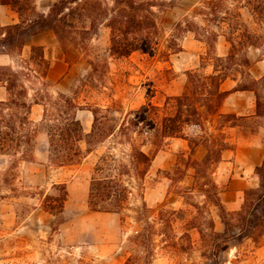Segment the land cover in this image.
<instances>
[{"label": "rangeland", "instance_id": "1", "mask_svg": "<svg viewBox=\"0 0 264 264\" xmlns=\"http://www.w3.org/2000/svg\"><path fill=\"white\" fill-rule=\"evenodd\" d=\"M55 1L34 0L35 9L47 13ZM197 1L181 0V3L192 9ZM88 2L102 6L96 11L97 25L90 33L83 37L75 35V43L66 42L64 47L51 30L44 31V40L49 47L48 57H52V60L47 59L50 65L52 61L66 63L63 74L60 66L52 72L48 80L49 91L53 96L69 94L83 106L92 124L91 130L85 132L90 133L94 129L93 136L89 138L94 150L79 164L58 167L49 160L47 134L39 132L33 161L22 160L20 154L16 157L0 154V264H264V236L258 243L248 237L234 238L241 230L240 226H233L238 223L236 211L243 204L245 190L259 187L260 177L255 172L259 151L245 153L241 157L236 177L240 180L241 174L250 181V187L241 193L237 191L241 190L242 183H236L235 188L229 189L230 171L235 164H226V168L221 170L217 168L216 174L208 172L221 192L232 191L226 193L222 200L229 212L228 218H232V227L226 233L219 209L205 197L204 188L195 184L194 169L186 170L180 181L170 179L169 174L178 164L185 168L190 157L197 159V147H193L192 152L191 145L194 144L191 140L169 138L162 141L147 128L146 123L141 124L137 134L131 133L134 145L140 147L145 143L142 149L148 153L159 150L146 175L139 178L131 162V144L116 127L118 123L133 118L132 112L149 103L158 106L151 111L150 117L155 119L156 116V121H160L168 113L163 107L167 99L183 93L187 74L195 70L211 73L216 64L212 57L226 56L230 44L220 36L221 44L217 41L215 49L208 53L209 46L197 40L194 33L173 31L179 21L186 26L183 18L191 12L181 8H155L163 28L155 55L137 51L125 58H114L110 55L111 31L106 21V10L110 11L114 2L80 0L77 4ZM243 13L244 20L250 22L247 10ZM15 19L19 21V15L12 6L1 7L0 24H11ZM195 20L205 26L201 17ZM75 26L89 28L90 20H75ZM175 32L182 51L167 57V45ZM222 44L228 46L226 55L219 53ZM57 46L63 52L58 51ZM250 48L252 51L249 52ZM250 48L247 51L250 60L264 59V42H261L259 52L253 51L255 47ZM0 64L19 68V62L4 55H0ZM259 72V66L253 69L256 75ZM233 74L237 80L251 84L246 74L238 71H233ZM65 76L67 78L60 88L58 84ZM253 87L261 95L262 113L257 118L240 120L239 130L228 133V140L234 149L235 139H240L241 142L253 141L264 151V81L253 84ZM43 88L38 81L33 84L30 98ZM107 107L120 111L114 113L116 118L105 125ZM87 108H99L96 124ZM108 116L113 114L108 112ZM205 128L213 131L209 124ZM112 130L114 134L106 138ZM185 134L198 141L202 140L205 132L192 125L186 127ZM81 146L86 150L85 141ZM108 153H113L119 163L130 170L123 179L131 193L120 212L93 210L88 202L95 168ZM204 153L206 155V151ZM198 154L199 157L201 152ZM59 183H66L68 199L63 212L55 216L45 211L42 205L47 194L57 193L53 185ZM144 202L148 210L142 215ZM171 207L182 211L174 217L165 214L161 220V212ZM165 218H168L166 224ZM147 223L153 226L146 232L154 239L151 246L133 240L144 231ZM219 246L226 247L219 251Z\"/></svg>", "mask_w": 264, "mask_h": 264}, {"label": "trees", "instance_id": "2", "mask_svg": "<svg viewBox=\"0 0 264 264\" xmlns=\"http://www.w3.org/2000/svg\"><path fill=\"white\" fill-rule=\"evenodd\" d=\"M78 1L80 0H57L51 4L47 13H41L35 9L34 0H0V7L12 6L19 15V21L16 23L0 24V55L19 62L18 69L12 64H0V86H4L8 92V98L0 101V154L10 157L20 154L22 160L33 161L39 132L47 134L49 160L58 167L79 164L93 152L89 138L93 136L94 129L86 133L77 116L78 111L84 109L83 106L69 94L58 93L53 96L49 91L47 75L50 62L45 57L44 47L33 45L29 56L23 55L27 38L46 30L53 31L63 47L66 42L74 44L75 35L83 37L84 34L90 33L97 25L96 11L101 10L102 6L91 2L78 6ZM112 1L114 6L110 11L106 10L108 13L106 21L111 31V57L125 58L137 51L150 56L155 55L163 34L155 8H181L191 12L183 18L186 26L179 21L175 23L173 31L194 33L197 40L209 46L208 53L215 49L220 36L225 37L230 44L226 56L212 57L216 64L211 73L203 74L195 70L187 74V84L183 93L167 99L163 107L168 113L160 121H156V116L155 119L150 117L151 111L158 106L149 103L140 110L132 112L133 118L124 120L116 126L131 144V162L135 165L139 178L146 175L159 150L148 153L142 149L145 143L140 147L134 145L131 133L137 134L141 124L146 123L147 128L154 131L156 137L161 138L162 141L170 137L191 140L194 144L191 145L192 152L193 147L204 146L206 155L202 159L190 157L185 162V168L178 164L169 174L170 179L180 181L186 170L194 169L195 184L201 189L204 188L202 190L205 197L219 209V217L227 233L232 227L230 220L232 218H228L229 212L221 199V190L216 181L209 178L208 172L210 170V174H214L222 161L223 152L233 149L228 141L226 129L230 126H241L239 121L245 120V117L220 111L227 95L231 91H253L257 100V116L262 113L261 95L253 84L263 82L264 76L260 79L252 76L250 68L253 63L247 51L250 47L260 49L261 42H264V0H199L192 9L185 7L181 0ZM245 10L249 13L250 22L244 20ZM197 17L202 18L205 26L196 22ZM79 19L84 22L90 20V27L75 26V20ZM175 38L176 32L171 35V40L168 42L167 57L182 51L181 45ZM241 52L243 54L240 56ZM92 64L94 65L93 62ZM233 71L246 74L251 84L237 80ZM227 79L236 80L237 85L232 90L224 91L221 85ZM37 81L44 88L35 92L31 99L30 88ZM34 104L44 106V116L38 123L30 118ZM87 109L92 112L96 124L99 108ZM106 111L105 125L110 120H114L116 118L114 113L120 110L107 107ZM108 112L113 116L109 117ZM206 124H209L213 131L207 130ZM192 125L205 132L202 140L196 141L197 138L186 136V127ZM114 132L112 130L106 138ZM82 141L86 142V150L81 146ZM153 144L159 146L156 142ZM129 171L125 164L119 163L113 153L105 154L95 168V176L92 177L89 206L97 211L120 212L131 193L123 179ZM255 172L260 177L259 187L245 190L243 204L236 211L238 223L233 226H240L241 230L234 238L248 237L258 243L264 236V159L255 167ZM53 187L57 193L47 194L42 206L45 211L56 216L63 212L68 199V190L66 183L54 184ZM147 210L144 202L141 214L144 215ZM181 211L173 207L163 210L160 219L162 220L165 214L177 216ZM167 221L168 218H165V224ZM150 228L153 226L147 223L144 231L133 239L135 243L151 246L154 239L146 233ZM225 247L219 246L218 250H224Z\"/></svg>", "mask_w": 264, "mask_h": 264}, {"label": "crops", "instance_id": "3", "mask_svg": "<svg viewBox=\"0 0 264 264\" xmlns=\"http://www.w3.org/2000/svg\"><path fill=\"white\" fill-rule=\"evenodd\" d=\"M3 7V6H1ZM0 7V9H1ZM18 20L15 19L13 20L12 22L15 23L17 22ZM44 34L45 32H40L38 34H35V35H31L27 38V45L25 46L24 50H23V55L25 57H28L29 54H30V49H31V46L33 45H39V46H43L44 47V52H45V57L49 60L51 59L52 60V57H48V46L47 44L45 43V40H44ZM222 39V38H221ZM221 39L218 40L219 44H221ZM226 42V41H225ZM57 50L58 51H62L61 47L60 46H57ZM220 54L221 55H226L228 53V46H225L224 44L220 45ZM252 51V48L249 49V52ZM253 51H256V52H259V49L257 48H254ZM63 52V51H62ZM252 61V67L250 68V71L251 73L254 75L253 77L256 78V79H260L264 76V59H259V58H256L255 61L253 62ZM261 65V66H260ZM60 66L61 69H63V72H61L62 74L64 73V70H66L65 66H66V63L63 64L61 62H55V61H52L51 62V65H50V69H49V72H48V75H47V81L51 79L52 77V72H54L57 67ZM63 66V67H62ZM260 67L261 68V72H259L258 75H256L255 73H253V69L257 68V67ZM67 78V76H65L61 82H59V87L61 88L63 86V83H64V79ZM237 85V81L236 80H232V79H227L225 80L222 85H221V89L226 91V90H232L235 86ZM8 98V92H7V89L4 87V86H0V101H4ZM256 98H255V93L253 91H231L227 97L225 98L222 106H221V109L220 111L223 112V113H227V114H235L236 116H241V117H245V119H251V118H257V113H256V110H257V102H256ZM44 116V106L42 104H34L32 106V109H31V114H30V118L33 122L35 123H38L39 121L42 120ZM78 118L80 119L82 125H83V128L86 132H89L92 128V124H91V121H90V118H89V115L88 114H85V111L83 110H80L77 114ZM239 127L238 125H235V126H230L226 129L227 133H233V131H238L239 130ZM171 139H174L176 141L179 140L178 137H170ZM169 139V138H168ZM229 141V140H228ZM236 141V147L235 149H229V150H226L223 152V156H222V161L218 164L217 168L218 169H222V167H225L226 168V164H235L236 166L232 167L231 168V177L229 178V189L232 190L234 187V185L236 183H242V187L240 188L241 190H238L237 193H241V191L243 189H246L248 187H250L249 183L250 181L247 180L245 177H242L241 174H239L240 176V180L236 177V173H237V170H238V165L241 164V157L243 154L245 153H251L253 151H259V159L256 163V166L260 165V163L262 162V159H263V153L260 149V147L258 146H255V143L252 141V142H241L240 139H235ZM264 147V146H263ZM203 151H206L205 147L200 145L197 147V153L195 154L197 157V159H202L205 155V153L203 154ZM260 151H261V154H260ZM200 156L198 157L197 155H199L198 153H200ZM264 152V151H263ZM203 154V155H202ZM228 159V160H227ZM231 159V161L229 160ZM224 169V168H223ZM241 169V168H240ZM252 169V168H251ZM217 172H215L214 174H216ZM242 179H245L242 180ZM217 183V182H216ZM219 183V182H218ZM232 191H227V192H221L220 195H221V198L222 200L224 199V197H226V193H230Z\"/></svg>", "mask_w": 264, "mask_h": 264}]
</instances>
